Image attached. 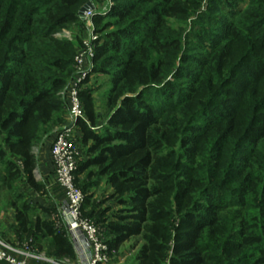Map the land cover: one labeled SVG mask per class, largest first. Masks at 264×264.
Returning a JSON list of instances; mask_svg holds the SVG:
<instances>
[{
  "label": "trees",
  "instance_id": "trees-1",
  "mask_svg": "<svg viewBox=\"0 0 264 264\" xmlns=\"http://www.w3.org/2000/svg\"><path fill=\"white\" fill-rule=\"evenodd\" d=\"M87 1L0 0L7 190L24 177L43 188L34 147L63 121L75 75V47L56 32L79 21ZM235 1L226 0L234 18L220 21L209 48L188 59L199 70L185 84L168 79L173 68L187 69L177 62L186 57L184 32L169 20L187 14L177 0H114L110 13L96 18L105 34L94 71L111 78L109 115L96 130L95 100L82 91L87 120L78 126L86 151L76 182L86 174L87 193L106 179L108 199L120 208L108 216L110 208L102 210L91 193L84 215L103 223L110 252L139 237L135 264H264V0H247L240 10ZM17 201L18 234L40 249L50 238L49 255L76 259L66 228L34 223L29 203Z\"/></svg>",
  "mask_w": 264,
  "mask_h": 264
},
{
  "label": "rangeland",
  "instance_id": "rangeland-1",
  "mask_svg": "<svg viewBox=\"0 0 264 264\" xmlns=\"http://www.w3.org/2000/svg\"><path fill=\"white\" fill-rule=\"evenodd\" d=\"M191 1L192 3L188 2ZM198 1V0H197ZM194 0H177V4H182L187 9V14L178 15L172 18H169L172 28L183 30V47L186 57L184 59L178 58L177 62L182 64V68L179 69L173 68V73L168 76V79L177 84L187 82L188 76L198 72L199 67L192 62H189V58L195 56V54H200L202 46H205L206 49L210 46V38L214 33L217 32V28H220L219 22L223 19L231 21L234 17L231 16L228 11V6L226 0H202L200 4L193 3ZM91 3L92 7L96 8L100 12L96 14L93 18L92 24L83 20L80 17V10L87 4ZM114 4V0H88L80 10L78 11L79 21L69 23L66 27L56 32V36L71 42L77 52L84 48L85 40H88L93 35V29L95 34L104 36L105 33H100L101 26L97 24L96 18L100 16H107L110 11L105 14L101 13V10L108 7L109 4ZM235 4L234 8L236 10L245 9L248 7L247 0H236L233 2ZM92 26V28H91ZM111 30V29H110ZM97 48V44H96ZM204 49V51L206 50ZM182 59V60H181ZM96 63L94 61V67L89 79L85 82L82 91H91L95 104L97 107L98 116V131L102 130V127L107 124L109 108L107 106V95L111 86V78L109 75L96 73L95 70ZM179 75L178 78L174 76ZM180 93H178L179 95ZM65 95V94H64ZM153 96H157L153 93ZM66 101L67 96L65 95ZM67 114V106H66ZM66 121V120H65ZM81 130H78V147L82 152V157L85 155L86 147L83 145ZM37 144L34 147V153L36 156L39 154V146ZM52 178L48 179L37 166L35 170V179L37 182L43 184L41 190H36L32 188L28 183L26 178H22L17 184H15L14 190H7L2 185V170L0 169V238L16 245H27L30 244V250L37 252L40 249V245L33 243L31 238L18 234V223L16 219V210L13 208L12 204L18 200V204L23 205L24 201H27L31 207L30 217L37 223L38 220H49L54 224L59 223L60 226L56 228L62 229L66 228L65 220L63 218V206L65 204V194L59 190L57 187H54L55 183L53 180L54 171H51ZM79 182H76L77 187L84 193L85 200L88 194H94L93 201L100 202L102 205L100 208L102 210L110 208V211L107 215L114 214L120 207L108 199L112 194L113 190L107 184L106 179L101 181L99 187H89L87 188V193L82 189L86 184V174L78 177ZM96 179H92L90 182H94ZM19 196L23 198L17 199ZM104 202V203H103ZM86 205V201H85ZM90 208L85 206L84 212H89ZM106 215V216H107ZM85 217L89 218L96 226L100 228V231L104 239L108 240V234L105 231L103 223L98 221L97 217L90 218L88 215ZM70 235V234H69ZM71 238V237H70ZM50 238L42 240L41 244L44 246L43 252L45 253L44 257H50L49 250L50 248ZM142 242L139 237L132 238L130 241L124 243L118 250H113L109 254V261L106 264H135V257L139 251ZM41 251V250H40ZM42 252V251H41ZM46 257V258H47ZM65 264H77L75 259H70L66 261ZM56 261V259H55Z\"/></svg>",
  "mask_w": 264,
  "mask_h": 264
},
{
  "label": "built area",
  "instance_id": "built-area-1",
  "mask_svg": "<svg viewBox=\"0 0 264 264\" xmlns=\"http://www.w3.org/2000/svg\"><path fill=\"white\" fill-rule=\"evenodd\" d=\"M113 5L109 4L107 8L101 10V13L107 14ZM99 12L100 10L92 7L86 13V20L92 24L94 16ZM98 40L99 36L93 29V35L85 40L84 48L75 55V75L65 92L67 121L56 131L51 147L54 187L65 194L62 214L76 250L77 264H106L109 261L110 252L109 244L104 239L100 228L85 217L83 211L85 195L76 185V172L82 160V152L77 144L78 130L80 129L78 121L80 119L87 120L81 93L85 82L93 72ZM55 225L56 227L60 226L59 223ZM29 251L30 244L21 249L0 238V264H34L30 260L33 255ZM43 258L46 259V257ZM50 261L54 264H65L59 263L57 260ZM66 261L69 262L70 258H67Z\"/></svg>",
  "mask_w": 264,
  "mask_h": 264
},
{
  "label": "crops",
  "instance_id": "crops-1",
  "mask_svg": "<svg viewBox=\"0 0 264 264\" xmlns=\"http://www.w3.org/2000/svg\"><path fill=\"white\" fill-rule=\"evenodd\" d=\"M97 114L99 116V112H97ZM62 119H63V121H61L60 123H58L57 125L54 126V130H53L52 134H50L46 139H44V141L39 146V154L37 155V158H38V167L40 169H42L43 174L48 179L52 178L51 171H54V165H53V160H52V156H51V147H52L53 141L55 139V133H56V131L59 129L60 126H62L67 121V114H66V112L63 113ZM16 245L19 248H21V249H23L24 246H25V245L24 246L23 245L21 246L19 244H16ZM42 247L43 248L42 249H38L37 252L32 251V250L29 251L33 255L32 257H30V260H31L32 263H34V264H54L50 260H55V259L57 261H59V263H65L64 259H58V258H56L54 256H50V257H47L46 256L47 258L44 259L43 258L44 255H45V253L43 252L44 246L42 245ZM21 256H24V255H21ZM72 264H74V263H72Z\"/></svg>",
  "mask_w": 264,
  "mask_h": 264
},
{
  "label": "water",
  "instance_id": "water-1",
  "mask_svg": "<svg viewBox=\"0 0 264 264\" xmlns=\"http://www.w3.org/2000/svg\"><path fill=\"white\" fill-rule=\"evenodd\" d=\"M92 8L91 3L85 5L81 10H80V17L85 21L86 20V13Z\"/></svg>",
  "mask_w": 264,
  "mask_h": 264
}]
</instances>
